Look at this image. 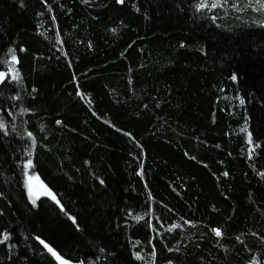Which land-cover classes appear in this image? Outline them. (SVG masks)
Instances as JSON below:
<instances>
[{
  "label": "trees",
  "instance_id": "16d2710c",
  "mask_svg": "<svg viewBox=\"0 0 264 264\" xmlns=\"http://www.w3.org/2000/svg\"><path fill=\"white\" fill-rule=\"evenodd\" d=\"M197 2L0 0V264H264V9Z\"/></svg>",
  "mask_w": 264,
  "mask_h": 264
},
{
  "label": "snow or ice",
  "instance_id": "6c2138e0",
  "mask_svg": "<svg viewBox=\"0 0 264 264\" xmlns=\"http://www.w3.org/2000/svg\"><path fill=\"white\" fill-rule=\"evenodd\" d=\"M119 3H123V0H118ZM224 3H227L228 0H223ZM257 3L259 4V8L255 9L257 11L264 9V0H257ZM223 4L220 2V0H215V2L209 3V0H198L197 4L195 5L196 10L197 11H202V10H212V9H216L218 7H222ZM233 7H237L236 4L232 5ZM53 19H55V17H53ZM264 23V22H262ZM10 52L13 51L12 49L9 50ZM11 59L13 61H16V56L13 55L11 57ZM8 75V73L4 72V71H0V82H4L5 77ZM232 79L235 80L237 79V77L235 75L232 76ZM244 103V100H241V104ZM57 123H60V121H57ZM3 127V124L0 123V128ZM28 136L31 137L32 133L28 132ZM249 141L251 142V133H249ZM32 166V161L28 160L27 161V167L31 168ZM262 175H264V173H262ZM101 183H103V181H101ZM40 196H44V197H49L52 201L55 202L56 205L59 206L60 211L61 212H66V209L64 207V205L61 203L60 199H58L57 194L47 185L41 184L40 190L33 192L31 185H29V198L32 201V204L35 205L36 204V200L37 198H39ZM69 219L72 220L73 224L77 223V218L75 216H69ZM136 219H143V217H136ZM190 223V222H189ZM179 227L178 225H173L172 228L169 229V231H172L173 229ZM212 231L215 233L216 236H221L222 235V231L220 228H213ZM8 239V234L4 233L3 234V240L0 241V243H2L3 241H6ZM37 240H40V243L44 245V247L48 250L49 253H51V255L53 257H55V259L57 261H59V264H71V262L67 259H65L60 253H58L53 247H51L49 244L45 243L44 240H41L40 237H36ZM239 239V238H237ZM153 256H155V251L153 250ZM136 258L137 259H141L139 253H136ZM80 264H83V261L80 262ZM169 264H171V261L169 262Z\"/></svg>",
  "mask_w": 264,
  "mask_h": 264
},
{
  "label": "rangeland",
  "instance_id": "374dc122",
  "mask_svg": "<svg viewBox=\"0 0 264 264\" xmlns=\"http://www.w3.org/2000/svg\"><path fill=\"white\" fill-rule=\"evenodd\" d=\"M24 182H25V190L27 193V198L30 202H32L31 199L29 198V185H31L33 192H36V191L40 190L41 184H43V182L40 181L36 176L35 177L34 176H26ZM41 197H44V196H40L39 198H41ZM39 198H37V199H39ZM36 202H37V200H36Z\"/></svg>",
  "mask_w": 264,
  "mask_h": 264
},
{
  "label": "water",
  "instance_id": "95a60500",
  "mask_svg": "<svg viewBox=\"0 0 264 264\" xmlns=\"http://www.w3.org/2000/svg\"><path fill=\"white\" fill-rule=\"evenodd\" d=\"M16 63H17V61H16ZM46 249V248H45ZM47 250V249H46Z\"/></svg>",
  "mask_w": 264,
  "mask_h": 264
}]
</instances>
